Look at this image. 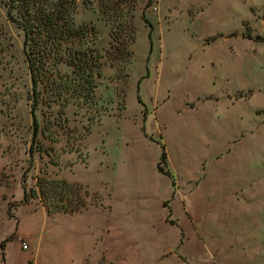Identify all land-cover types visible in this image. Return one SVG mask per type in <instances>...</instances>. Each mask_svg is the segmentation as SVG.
Masks as SVG:
<instances>
[{
	"label": "rangeland",
	"instance_id": "rangeland-1",
	"mask_svg": "<svg viewBox=\"0 0 264 264\" xmlns=\"http://www.w3.org/2000/svg\"><path fill=\"white\" fill-rule=\"evenodd\" d=\"M102 1L80 0L74 13L77 24L97 32L100 116L88 121L73 105L58 116L54 106L51 122L62 125L46 128V108L38 109L42 133L31 143L22 33L0 0V180L6 182L0 184V264H84L57 248L68 228L95 216L45 218L33 211L45 209L38 198L20 205L23 187H33L37 176L86 186L97 196L94 202L90 195L86 210L104 211L106 193L108 205L134 222L137 209L166 213V200L181 209L171 175L182 189L192 187L184 203L191 202L199 226V252L185 264H264V41L253 39H264V0H109L121 2L119 15H133V60L121 70L106 56L110 21L99 10ZM161 144L174 159L173 169L166 163L170 175L157 169ZM8 207L16 220L7 217ZM105 230L97 236L107 250L100 264H117L111 229ZM149 258L148 264L160 263Z\"/></svg>",
	"mask_w": 264,
	"mask_h": 264
},
{
	"label": "trees",
	"instance_id": "trees-1",
	"mask_svg": "<svg viewBox=\"0 0 264 264\" xmlns=\"http://www.w3.org/2000/svg\"><path fill=\"white\" fill-rule=\"evenodd\" d=\"M79 1L2 0L7 18L22 33V53L30 78L28 98L32 118L31 143L37 141L39 134L42 133L37 120L38 109L46 108L45 113L48 114L45 116L46 128L50 124L62 125L60 119L51 122L49 114L53 113L54 106L57 107L58 116H63L69 105L75 106L76 111L83 110L88 121L100 116L96 88L97 78L101 75L102 54L95 46L97 39L95 28L88 23L75 22L74 13ZM120 3L117 1L114 5L107 0L99 5L100 12L106 14L110 21V41L106 56L109 65L116 70H121L132 62L133 51L129 49V45L133 44L135 36L133 15L131 13L119 15L116 8ZM132 7L133 4H130L129 9ZM243 36L252 39L250 32L245 31ZM253 39L264 41L259 35ZM119 63H122V66ZM128 75L125 73V77ZM90 132L91 122L84 127L83 137ZM33 153L31 145L29 154ZM166 163L165 148L161 144L157 169L163 174L170 175ZM0 184L6 182L0 180ZM90 195L95 202L97 196L91 194L88 188L80 183L69 182L64 178L37 176L33 187L28 190L23 187L20 203L38 198L48 216L56 213L74 214L88 208ZM17 205L18 203H14L15 207ZM6 214L8 218L16 220L10 207L7 208ZM2 249L3 243L0 244L1 261L4 260Z\"/></svg>",
	"mask_w": 264,
	"mask_h": 264
},
{
	"label": "crops",
	"instance_id": "crops-1",
	"mask_svg": "<svg viewBox=\"0 0 264 264\" xmlns=\"http://www.w3.org/2000/svg\"><path fill=\"white\" fill-rule=\"evenodd\" d=\"M191 152L189 153V155ZM166 162L169 169L174 168V159L169 151L166 153ZM171 187L175 189L181 198V209L177 204H168V200L162 203L166 207V213L161 211H151L149 208L137 209L133 212L135 221L131 222L119 212L115 205H108L110 201L106 199L103 202L107 204L104 211L99 208L88 209L79 213L68 214L77 215L81 213H89L95 218L86 226H72L65 232L61 249L55 246L54 241H50L57 253L62 257L76 256L81 257L84 264H100L107 256V250L101 242L98 243L97 236L100 232L112 234L110 245V254L117 255V264H148L149 256L152 254L159 264H185L187 255H196L199 252V226L194 218V207L191 202L184 203V197L191 194L192 187L189 185L182 189L181 186L171 175ZM112 197V195L110 194ZM106 200V201H105ZM28 205V203L20 204ZM34 213L40 211L45 218L48 217L46 211L42 207L33 209ZM110 219L102 222L100 216ZM115 229L117 236L114 237ZM82 231V232H81ZM81 234H84L81 236ZM59 247V248H60ZM39 249L36 244L34 252L30 257L34 259L38 256ZM89 257V258H88ZM120 260V262L118 261Z\"/></svg>",
	"mask_w": 264,
	"mask_h": 264
},
{
	"label": "built area",
	"instance_id": "built-area-1",
	"mask_svg": "<svg viewBox=\"0 0 264 264\" xmlns=\"http://www.w3.org/2000/svg\"><path fill=\"white\" fill-rule=\"evenodd\" d=\"M153 9L155 10L156 9V7L155 6H153ZM23 248L25 247V244H23V246H22Z\"/></svg>",
	"mask_w": 264,
	"mask_h": 264
}]
</instances>
